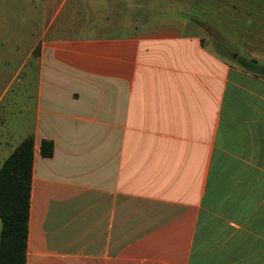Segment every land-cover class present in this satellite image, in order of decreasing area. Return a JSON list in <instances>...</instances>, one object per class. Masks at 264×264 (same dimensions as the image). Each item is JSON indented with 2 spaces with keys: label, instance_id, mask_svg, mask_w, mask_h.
<instances>
[{
  "label": "crops",
  "instance_id": "obj_1",
  "mask_svg": "<svg viewBox=\"0 0 264 264\" xmlns=\"http://www.w3.org/2000/svg\"><path fill=\"white\" fill-rule=\"evenodd\" d=\"M218 1L23 0L43 21L0 51V108L23 74L0 168L33 137L26 264H264V76L214 44L264 52Z\"/></svg>",
  "mask_w": 264,
  "mask_h": 264
},
{
  "label": "rangeland",
  "instance_id": "obj_2",
  "mask_svg": "<svg viewBox=\"0 0 264 264\" xmlns=\"http://www.w3.org/2000/svg\"><path fill=\"white\" fill-rule=\"evenodd\" d=\"M41 5L23 4V0H0V51L17 47L21 53L22 47L26 46V43L21 44L20 39L16 36L11 41L10 36H12L13 30H21L22 27L27 32L29 29V45L32 43V40L38 34L39 28L42 26L43 13L40 10ZM205 5L207 7L205 12L208 17L230 23L238 33L247 34L249 41H244L242 45L264 52V0H219L218 3ZM198 14L197 11L195 16H198ZM214 46L229 61H235L234 51L229 54L230 49L225 44L218 43L217 46L215 44ZM20 63V58L15 56L14 61L5 64L2 68L5 74L4 79H1L3 84L10 81ZM22 80L23 74L21 73L15 78L12 88L4 97L1 108L5 107L8 101L15 96V92ZM17 123V120L9 122L11 128ZM1 228L0 220V233Z\"/></svg>",
  "mask_w": 264,
  "mask_h": 264
},
{
  "label": "trees",
  "instance_id": "obj_3",
  "mask_svg": "<svg viewBox=\"0 0 264 264\" xmlns=\"http://www.w3.org/2000/svg\"><path fill=\"white\" fill-rule=\"evenodd\" d=\"M235 61L249 73L264 76V64L258 60L239 56ZM33 144L32 136L24 139L0 168V264L27 261ZM53 154L54 143L43 140L41 156L51 158Z\"/></svg>",
  "mask_w": 264,
  "mask_h": 264
}]
</instances>
